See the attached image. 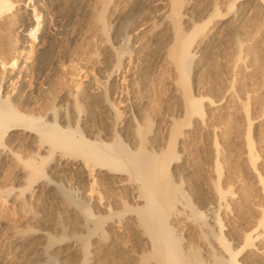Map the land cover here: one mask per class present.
Returning <instances> with one entry per match:
<instances>
[{
	"label": "bare ground",
	"instance_id": "bare-ground-1",
	"mask_svg": "<svg viewBox=\"0 0 264 264\" xmlns=\"http://www.w3.org/2000/svg\"><path fill=\"white\" fill-rule=\"evenodd\" d=\"M130 1L129 20L112 33L107 19L119 2L99 0L90 11L106 78L93 77L86 91L107 117L95 130L81 114L82 87L58 93L48 68L75 3L0 0V167L10 159L15 171L13 182L0 184L2 245L17 250L16 264H264V134H255L248 95L231 107L234 93L212 97L196 83L222 44L242 60L243 26L264 15V0ZM149 51L175 102L159 122L143 103L124 112L145 86L134 70ZM216 114L236 120L242 177L224 164L229 135ZM197 133L212 135L211 161L200 189H191L185 146ZM64 174L72 188L61 183ZM43 199L58 204L65 220L37 212ZM16 212L24 215L19 224L4 220Z\"/></svg>",
	"mask_w": 264,
	"mask_h": 264
},
{
	"label": "rangeland",
	"instance_id": "rangeland-1",
	"mask_svg": "<svg viewBox=\"0 0 264 264\" xmlns=\"http://www.w3.org/2000/svg\"><path fill=\"white\" fill-rule=\"evenodd\" d=\"M69 1L75 3L74 13L71 15L70 23L67 26V28H65L62 34L59 36V38L55 40L56 45L54 44L55 47L53 49L55 56L52 63L48 66L49 69L51 68V70H56L55 76L51 74L50 71L48 73H49V77L51 75H52L51 77H54L53 79L55 80L53 81L54 82L53 85L54 86L56 85L55 87L58 93L61 94L64 91H70L75 89L77 86H79V88L82 87V90L85 91V96H86L88 95L87 92L91 90L90 86L91 84H93L91 82L93 80L95 81L94 78L100 77L102 79V77L104 76V72H100L102 70L99 64V56H100L99 54L102 45L100 44L99 40L96 41L97 40L96 38L95 40H93L94 39L93 34L96 28V22L93 16L90 14V11L97 10L100 4H99V0H69ZM112 1L119 2L117 11L114 13V16L119 15L121 17V20L120 18L119 20L116 19L114 16H111L112 18L108 17L107 19L108 21H110L111 23L114 22L112 24L113 28L111 27L110 33H112V29H114L116 26L129 20L126 18L125 13H127L128 10L132 7V3L130 0H112ZM192 1L197 5L200 3L201 4L206 3L208 0H192ZM32 3L33 1H31V4ZM28 9L31 8L27 7V11L30 12V10ZM122 16L125 17L123 18ZM256 16L255 19L251 21L248 20L245 21V24L243 26V31L241 32V34L243 35V36L241 35L242 38L244 37L243 39H245V42H247L244 46V53L242 52L241 55L242 60H240L239 62H234L232 60L233 53L230 50L229 44L224 43L220 47H218V49L213 54L212 58L211 56L210 58H208L210 59V61L207 59L208 63H206L207 62L206 60L205 62H203L202 66L199 68L197 72L196 83H197V89L199 91H203L204 93L212 97H216V98L222 97L221 95H223L228 90L229 93L231 94L234 93L233 95H236V97L234 96L232 97L230 95L231 96L230 98L232 99L229 98L225 99L226 101H228V99L232 101V103L230 101L231 107L234 106L232 105L235 103V101L233 103V100L237 98L238 95L240 96L241 99H245L246 95H248L249 100L246 98V101L247 100L249 101V109L251 115L254 118V122L256 121L254 123L256 127L255 134L258 136L264 134V77L262 79L258 77L256 73L253 74V69L257 70V71L255 70L254 72H260V70H263L261 71L262 73L264 72V15L262 13L260 14L257 13ZM260 25L261 28H259ZM37 34L39 35V33ZM38 39L39 38H37L35 41L36 45L38 44L39 41ZM246 39L248 40L246 41ZM91 53L92 56L89 57L88 55ZM93 55L95 57L99 55L98 59H96L97 57L92 58ZM144 59L145 60H143L142 62L136 65L134 73L136 72L135 74L139 76L141 75L140 79H142V81L145 82V86H143L141 91L137 92L138 94L136 93L137 95L136 94L135 96L132 95L131 99L129 100V102L126 103L124 107L125 108L124 112H126V114L128 115L129 113H134L138 105L143 103L147 105V107L149 108L148 111L150 116L152 117L155 116V120L159 122L160 120H162L161 119L163 116L162 114H164L165 112L169 114L174 113L175 102L173 99V95L171 94V85H170V81L167 80L168 78H166V76H162L160 72L156 71L158 65L157 66L155 65L156 67L155 68L154 62H151L152 58L150 51L146 53ZM244 60L245 62H243ZM246 68L249 69L247 70ZM257 68H259V70ZM86 69H88V71ZM103 79L106 78L103 77ZM46 83H47L46 79L43 78V80H41V85H45ZM228 92H226V94ZM86 97L80 98L81 100L80 103L82 105L81 114L83 117L87 118L88 121H91L92 127L94 125L95 127L97 126L98 129L93 127L95 130H101L107 123V117L102 112V110H100L98 106V102L96 100L94 99L91 100L92 98H90L89 95ZM213 117L215 120L214 122H216V124L221 129L219 130L221 132L226 131L225 133L229 135V137H226V139H224V142L222 143L223 147L225 146L224 148H226L224 151L225 155L223 154L225 157L224 164L225 165L228 164V166L230 165V169H231L230 175L233 174L242 177L244 175L243 174L244 166L240 158L241 150L240 147H238L240 145L238 144V141L236 139L238 138L236 136L238 133V131L236 130L237 127L234 123L236 122V120L234 116L232 115L228 116L226 114H224V116L216 114L215 116L213 115ZM100 126L102 127L100 128ZM153 128H155V122L153 123L151 130ZM235 130L237 131V133ZM220 131H218L217 133H220ZM219 137H220L219 139L221 140L222 138L221 134ZM211 138H212L211 134L197 133L196 136L190 138V140L187 141L188 143L186 142L188 145L186 144L187 146H185L186 147L185 151L189 156L188 163L192 169L191 170L192 175L188 179L191 182L190 181L188 182V180H186V182L188 186L190 185L189 186L190 188L192 187L191 189L193 188L197 189V186L198 189H200L199 187L201 186V183L203 182V180H205L206 177L205 175L208 170L207 167H209L208 165L210 164L211 161L210 150L207 147V144L211 140ZM71 163L72 162L69 161L70 165ZM13 167H14L13 163L11 162L10 159H7L5 164L2 167H0L1 168L0 184L11 183L14 181L15 171ZM61 178H62L61 183H63L64 188H72L71 186H73V184L71 183V181L69 182L70 179H68L70 178L69 174H64ZM59 179L60 178H58V180ZM188 186L187 188H189ZM99 191H102L104 195L108 194L107 189L105 190L99 189ZM96 194L97 191H94L92 193V196L95 198L97 196ZM40 202L41 203H39L38 207L35 206L37 212L40 210L39 211L40 213L42 211L43 212L42 214L47 215L48 217H55L56 215V217H58L59 220H65L66 218L65 213L63 209L59 207L58 204L46 199H43V201ZM3 215L5 216L4 220L6 222H14V223L16 222L17 224H19V222H21L20 220L24 218V215L22 216V214L20 213L17 214V212L15 214L7 213ZM68 222H71V220H69ZM2 243L3 242L0 241V250L4 251V252L2 251L4 259L0 260V264H4V263L6 264L7 262L8 263L13 262L14 264H16L17 261L16 259H18L17 250L13 247V245L10 242H6L5 244H3L4 246L2 245Z\"/></svg>",
	"mask_w": 264,
	"mask_h": 264
}]
</instances>
